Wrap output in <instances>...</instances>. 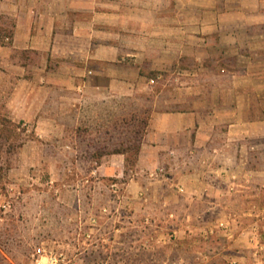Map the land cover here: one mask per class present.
Here are the masks:
<instances>
[{"label":"crops","instance_id":"1","mask_svg":"<svg viewBox=\"0 0 264 264\" xmlns=\"http://www.w3.org/2000/svg\"><path fill=\"white\" fill-rule=\"evenodd\" d=\"M0 73L19 76L25 97L13 118L22 120L57 119L45 109L58 96L71 106L104 104L106 96L147 99L173 73L161 82L129 187L136 197L156 180L165 216L207 202L201 228L172 225L182 244L188 232L221 231L222 248L259 246L257 227L233 210L252 197L250 188L256 200L264 189V0H0ZM95 162V173L121 178L127 155Z\"/></svg>","mask_w":264,"mask_h":264},{"label":"rangeland","instance_id":"2","mask_svg":"<svg viewBox=\"0 0 264 264\" xmlns=\"http://www.w3.org/2000/svg\"><path fill=\"white\" fill-rule=\"evenodd\" d=\"M175 78L167 73L147 99L106 96L104 104L73 100L71 106L58 96L45 109L57 119L22 120L13 118L25 97L19 76L0 73V264H264V189L256 200L250 188L252 197L236 200L233 210L243 225L257 227L259 246L228 250L221 231L188 232L182 244L172 230L177 220L204 226V200L186 202L180 217L175 207L165 216L156 180L148 179L136 197L129 187L150 116L160 108L161 82ZM70 110L90 117L71 119ZM121 153L127 155L121 178L95 173L96 160Z\"/></svg>","mask_w":264,"mask_h":264},{"label":"built area","instance_id":"3","mask_svg":"<svg viewBox=\"0 0 264 264\" xmlns=\"http://www.w3.org/2000/svg\"><path fill=\"white\" fill-rule=\"evenodd\" d=\"M6 42L9 41V39H5ZM162 173V169H157L156 171L154 172H150L148 173V176L151 178V179H157L160 177V174Z\"/></svg>","mask_w":264,"mask_h":264}]
</instances>
